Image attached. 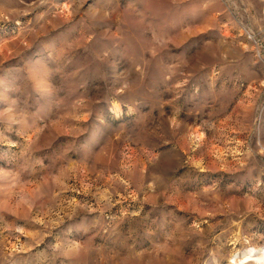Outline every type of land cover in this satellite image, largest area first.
Here are the masks:
<instances>
[{"label": "rangeland", "instance_id": "obj_1", "mask_svg": "<svg viewBox=\"0 0 264 264\" xmlns=\"http://www.w3.org/2000/svg\"><path fill=\"white\" fill-rule=\"evenodd\" d=\"M263 249L264 0H0V264Z\"/></svg>", "mask_w": 264, "mask_h": 264}, {"label": "bare ground", "instance_id": "obj_2", "mask_svg": "<svg viewBox=\"0 0 264 264\" xmlns=\"http://www.w3.org/2000/svg\"><path fill=\"white\" fill-rule=\"evenodd\" d=\"M114 110L119 113L121 111L120 106L115 104ZM233 264H264V249L260 252L253 251L244 255L239 254L234 257Z\"/></svg>", "mask_w": 264, "mask_h": 264}]
</instances>
